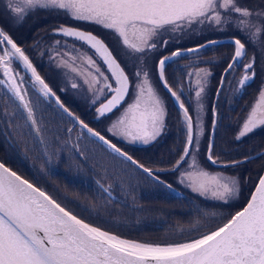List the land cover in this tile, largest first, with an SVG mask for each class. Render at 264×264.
<instances>
[{"label": "snow or ice", "instance_id": "snow-or-ice-1", "mask_svg": "<svg viewBox=\"0 0 264 264\" xmlns=\"http://www.w3.org/2000/svg\"><path fill=\"white\" fill-rule=\"evenodd\" d=\"M0 2L4 4L3 13L0 14H6V18L13 24L23 23L29 15L39 10L55 11L62 12L74 21L100 25L111 30L119 38L118 43L122 45L123 55L133 65V79H130L105 42L91 32L65 25L53 29L54 35L74 38L87 45L93 50V55L81 52L75 45L72 46L71 52L60 53L56 48L51 51L60 57L58 67L66 68L83 78V83L93 93L92 104H99L95 108L97 119L109 114L115 116L107 128L108 133L129 144L153 143L166 127L165 102L158 94L145 65L149 52L156 51L159 47H167L169 41L161 39L165 33L183 32L194 25H207L216 31L231 28L240 33L229 41L233 53L220 78L217 96L223 91L227 77L232 75L237 67L242 69L237 81V91H243L254 81L256 56L253 53L251 59L245 63L247 48L259 46L264 51V0H260L254 7H248L242 0ZM55 43L60 45L61 42L57 40ZM217 43L219 42L209 41L188 51L199 52L200 48ZM49 55L50 59H56L51 53ZM184 55V52L177 49L171 55L160 58L157 65L158 80L176 102L181 111V122L186 129L183 149L178 157L170 162L168 168L153 171L110 139L90 128L64 107L59 97H56V103L82 130L86 129L91 137L97 138L111 153L121 158L122 163H130L136 170H142L169 190H173L172 185L162 180L156 172L176 174L177 182L193 193L227 205L239 198V178L221 171H210L199 160L200 137L203 135L202 94L205 93L213 73L206 67L192 65L185 72V80H177L175 86L170 84L165 76L168 63ZM13 61L21 62L23 70L31 73V78L39 84V91L44 97L55 96L37 73L29 56L3 28H0V71L4 77L0 78V85H4L19 102L18 106L27 113L28 121L39 135L41 129L33 105L28 99L24 79L20 71L12 67ZM99 61L106 66L107 73ZM71 86L74 89L78 87L74 78ZM185 89L189 93L194 91L195 124L193 115L183 99ZM5 114L7 115V112ZM216 116L214 107L213 130L217 126ZM237 123L238 130L234 137L236 141L242 140L257 128L264 127V84L258 89L244 120ZM214 134L213 131V139L209 141L205 153L206 161L212 166L235 167L249 159L264 158V152H259L256 157L249 154L245 161H224L221 154L214 151ZM97 184L111 195V184L105 187L99 180ZM0 264H264V176L259 178L246 207L231 215L222 226L210 229L198 238L161 245L123 239L117 234L85 222L44 190L0 162Z\"/></svg>", "mask_w": 264, "mask_h": 264}, {"label": "rangeland", "instance_id": "rangeland-1", "mask_svg": "<svg viewBox=\"0 0 264 264\" xmlns=\"http://www.w3.org/2000/svg\"><path fill=\"white\" fill-rule=\"evenodd\" d=\"M242 3H246L248 7L251 6L250 0L249 1L248 0H242ZM253 6H254V4H253ZM253 6H251V7H253ZM3 9H4V4L2 2H0V13H3ZM50 13H52L53 22H55V23H59L62 20L67 22L70 19L69 17L64 15L62 12L57 13L55 11H48L46 14L50 15ZM42 14H43V12L41 10H39L35 14L34 18H32L31 15H29L21 24H13L10 20H8L6 18V14H0V20L3 21V23L5 24V30L7 27L11 31H13L14 33L16 32L15 39L20 41V44L24 46L27 43L26 39L29 37L28 36L22 37L20 29L22 28V30L24 31V29H29V28H33L34 26H37L38 23L40 22V19H38V17ZM70 20H72V19H70ZM77 22H79V21H77ZM86 28H88L94 32H98V34L100 35L99 37L105 42V44H107V46L113 52L114 57L116 59H118V61L121 63V66L125 69L126 73L129 75L130 79H133V77H132L133 65L123 55L122 45L118 43L119 38L111 30L104 29L100 25H96L93 23H87ZM231 31H233L231 28H229L226 31H216L212 27L207 26V25H205V26L194 25L191 29H187L183 32H178L175 34L165 33L161 39H167L169 41L167 47H159L158 50L148 53L147 59L145 61V65L147 67V70L150 73V78L152 79L155 87L157 88L158 94L163 98V100L165 102V106L167 107L166 112L170 111L169 107L175 106V109L178 110L177 115L179 116L180 121L182 120L180 109L176 107L173 100H171L170 95L168 97V94L166 93V91L161 86V84L158 80V77H157V68L156 67H157L158 60H159L158 58L161 56V53H163L165 50H167L168 47L171 48L173 46L179 47L182 44H193V43H195V41H197V39L206 40V39H211L214 37H215V39H220L222 36H225V35H228L229 33H231ZM233 32H235V31H233ZM91 33H93V32H91ZM220 40H222V39H220ZM63 43L65 45H64V48L62 50V47H63L62 44ZM73 45H75L76 48L80 49L81 52H86L89 55H93V52L89 48H87V46L82 45L80 43H77L75 41H73L72 43H67V42L62 41L60 43L57 51L60 53H63L65 51L71 52ZM218 46H225V44L218 45ZM228 46H230V50L232 51V49H233L232 46L231 45H228ZM249 47H250V52H249L250 55L247 56L249 59H251L253 52H257V54H259V56H260L256 59V63H257L256 67L257 68L255 71L257 74V81H256L257 86L255 87V90L258 91V89L261 87V85L264 84V51H262L259 46H256V47L249 46ZM247 51H248V48H247ZM73 54H75V53H73ZM158 54H160L159 57H158ZM168 55L169 54H167L166 56H168ZM42 56H44L43 51L41 52L42 60L39 61L40 62L39 63L40 68H42L45 71V73H47L48 75L51 76L50 78L52 81L54 80V87L56 88L58 94H60L61 98L64 101H67L70 105L72 104L74 107L77 108V110L79 108L80 110H78V111L81 113H86L87 111H93V122H95L98 126H100L102 128V130H98L97 126H90V127L95 128V130H98V132L100 131V133L105 135V137H107L108 139L111 138V139L117 140L118 142L124 141V140H121L119 138L113 137L107 131V128L109 127L111 121L115 118V116L113 114H110L109 116H105V117H100L99 119H97V113L95 111V108L98 107L99 104L98 103L96 105L92 104L93 93L90 92L88 90V86L83 83V78L76 76L75 73L70 72L66 68L58 67V62H59L60 57L56 56V55H55L56 59L53 61V65L50 66L49 68H47L44 65L45 59ZM65 59H67V58L65 57ZM175 60L181 61L178 58V59H174V60H172V62L168 63V65L165 68L166 78L168 77V74L171 73L172 70H174V68L172 66L174 64L178 63ZM18 62L19 61H16L17 65H18L17 70L20 71V75L24 78V74L23 73L21 74V72L24 71L22 68V64H21V62L20 63H18ZM99 62L101 64L102 69L107 73V69L105 70L101 61H99ZM0 74L3 77V73L1 72ZM241 74H242V72H241ZM73 78L75 79V82L78 84V87L75 89L72 88V86H71L72 82H73ZM17 79H19V77ZM177 80H179V79H177ZM177 80H175L174 77L169 78V83L172 84L173 86H175V83ZM31 84H34V83L32 82ZM35 87L38 90L39 87L36 84H35ZM207 88L208 87H206L205 93L202 94V103L204 105V110H206V111H205V113H203V112L201 113V118L203 121V135H202V137H200V152H199L200 154H201V150L203 149V147L205 146V148H206L208 145V142L206 141L207 137H206V131H205V125H206V123H208V121L205 119V116L207 114H212L214 107H215V110L218 111L219 108L217 107V105H218V102L220 100H223V99L226 100L228 97H230V101H232L233 100V91L235 89L234 87H231V86H226V88L224 86L223 91L219 94V96H217V91H216V99L214 100V98L212 96H210L211 93L209 90H207ZM9 96H10V98H12V105H13V102L16 100L12 96L11 93ZM45 98H46V103L48 102L49 104H51V102L49 101V98L48 97H45ZM184 100H185L186 106L189 107L190 114L193 115L194 124H195V113H194V109H196L195 97L192 98L191 104L186 99H184ZM8 104H9L8 97H5L3 94L0 93V117L1 116H3L4 118L8 117L9 107H10V105L8 107ZM18 105H19V102L16 101L17 110L19 111V113H21L22 107H19ZM63 105L66 108H68V110L74 114V112L67 105H65V104H63ZM33 106H34V104H33ZM190 106H192V109H190ZM34 107H36V106H34ZM57 108L59 110V113L53 112L52 110L47 111L45 114H43V112H40V115L45 117L44 119H41V121H37L38 125L43 123V125H41L40 127H42V129H44V131L46 130L44 133V136L42 138L39 137L41 140H43L44 146H47L46 149L51 150V152L56 154V155L57 154L61 155L67 149H71V150L76 149L77 153L79 154V157H77L76 161L79 163V162H83L87 159L89 161L92 160L91 161V167L94 168V171L96 174L95 176L99 177V178L102 177L101 180H99V179L98 180L101 183H103L105 185V187H107L109 184H111L112 187H114V188H125L126 187V188L130 189L129 193H131L133 195L130 198L131 199L130 205L134 209L135 208L136 209H146L148 207L149 208H155L153 216H151L149 219H146L145 220L146 222H144L143 220H140L139 218H136V222H135V225H137L136 227L143 228L146 230L147 229H153V230H152V232H148V231L147 232H139V230H136V231H133V235L140 234L146 238H152L153 236L158 237V238L153 239V240H147L146 241L147 243L165 245V244H169V243H179V242H185L189 239H194L196 237L192 236V235L194 234L195 231L197 232V227L200 226L201 223H204V227L202 230L209 229V226H210L209 223L210 222L207 220V217H205V213H208V212L204 213V209H203V207H207V206L204 205L203 203H206V204L212 203L213 205H216L215 211L211 213V216L216 218L217 221L222 222L220 225V226H222L223 223L227 222V220L230 218L231 215H234L236 212L243 209L245 204L250 199V196H251L255 186L258 184V180L263 173L262 170L264 167V158H259L258 160H253L251 163H248V162L239 163L235 167H228V168H215L209 162L206 161V163H208V165H209V166H206V168L208 170H210V171H221V172H224L225 174H227L229 176H235V177L239 178L240 189H241L239 198L230 201L227 205H223L220 202L201 197L198 194L193 193L189 188L178 183V185L182 188V190H184L185 196H187L188 198L189 197L192 198L193 200H190V201H194V203L187 206L185 202H179L181 206L178 205L176 207H171V206L167 205L165 207L166 208H172V210L168 209L161 215L162 204L160 202L157 201L156 203H151V205L147 204V203L144 204L142 202V199H143L142 194L145 193V192L143 193V189L145 188V191H146V187H145V184L143 182V179L140 180V179L135 178L134 179L135 182H132V184H131L129 181L122 179L120 175L118 176L120 178H116L115 175L117 174V171L115 170L116 167H114V166L115 165L120 166V167H122V166L118 165L117 163L112 161L111 156L108 153H106V151L112 155H114V154L111 153V151L106 146H104L101 142H98L96 139L91 137L90 134L86 133L82 129H79L77 131L73 130L72 129L73 126H71V125L73 124L74 126H78V124L76 125L75 122L67 114H65L58 106H57ZM6 112H7V115L5 114ZM60 113L62 115V126L64 129H62L61 126H59V122L61 120V115L57 116L56 119H54V117H53L56 114H60ZM23 115L25 117H27L24 110H23ZM41 116H40V118H41ZM203 118H204V120H203ZM47 119H49L51 122H48ZM14 121H15V119L9 118L8 121H6L7 124H0V156H4L5 159H8L9 161H10V159L12 160L13 156H14V151L10 150L11 148H8L6 146V144H9L11 146V143L12 144L15 143V139L22 138L23 140H19V141L21 142V144L23 146H26L24 148V150L20 149L21 144L19 143V141L16 142L14 147H17L18 150H20V153L22 154L23 157L27 158L25 156V154H27L33 162L37 161L36 159L41 157V156H40V154L38 155L39 149L35 148V146H34V142H33L34 138L33 137L31 138L32 132L28 130L29 124L27 122H24V121H20V123L14 122ZM67 121H69V124H67ZM231 122H232V120H230L228 125L231 124ZM165 124H167L166 120H165ZM208 126H209V124H208ZM69 129H71L70 133L66 134L65 131H67V130L69 131ZM184 129H185V126H184ZM258 129L259 128L256 129L257 132H259L261 134L264 133L263 130L261 131ZM167 131L168 130L165 127L163 132H167ZM213 131H217V130H213V127L209 126L210 138H212ZM221 133H222V137H223L224 131H222ZM194 134H195V127H194ZM230 136L233 137V135H230ZM39 138H38V140H39ZM215 140H216V138H214V143H215ZM24 141H26V144L23 143ZM184 141H185V138H183V140H182L183 146H184ZM258 141L263 143V147L260 149L261 151L255 150L251 154L252 156H254V154L258 155L259 152H264L263 136H262V138L258 139ZM124 143L126 144L127 142L124 141ZM139 144H141V143H139ZM183 146H181L182 149H183ZM248 147H249V145H248ZM245 148H247V147L245 146ZM105 149H106V151H105ZM96 152H98V153L101 152V153L99 155H97V154H95ZM230 155H228V156H230V158H226V160L225 159H222V160L228 161V162H230L232 160L245 161L246 158L243 156L244 155L248 156L249 152H243L241 154L240 153H232ZM36 156H37V158H36ZM26 160L28 161V163H30V160H28V159H26ZM117 160H119V159H117ZM199 160L202 163L203 158L201 155H199ZM205 160H206V158H205ZM124 163L128 164L129 165L128 168H130V165H131L130 163H128V162H124ZM39 165H40L39 167L41 168L40 160H39ZM108 168H110V169L112 168V171H113L112 175L107 176L106 174L103 173L106 170H108ZM212 168L213 169L214 168L219 169V170H213ZM135 170L136 169L133 166V171H135ZM98 173H100V174H98ZM130 173L131 172H129L128 170H125V171H123L122 175L127 177V178H130ZM137 173L140 175L143 174L145 176H148L146 173H143L141 170H137ZM35 174L38 175V176H36L35 180L39 179V181L43 185V188L41 187V189L44 190L46 193L50 194V196H52L62 206H64V202L61 200V195H59V197L55 196L53 194V192H51V189L48 190V184L52 181H50V179L48 177L45 178L42 173L36 172ZM146 180H147V178H146ZM153 181H155V180H153ZM96 186H97V189L100 190V194L103 193L106 197V198H104L103 195L97 197V198H100V200L99 199L98 200L100 201V205L102 207H104L103 208L104 211L109 209V207L106 203L107 201H109L108 199L111 200V199H113V197L116 198V195H117L116 191L118 192L119 197H121V194L118 190H115V189L111 190L110 189V191L113 194L109 195V193L104 192L97 183H96ZM176 194L178 195L179 191H177ZM96 195H98V194H96ZM138 198H141V202L139 201ZM83 203L88 207V201L83 202ZM83 203L77 204L75 201H72V200L69 201V205H72L74 208L85 207V205ZM102 204H105V206H103ZM153 204H157V205H153ZM126 205H127V202H126ZM114 208H111V210L113 211ZM66 209H68V208H66ZM150 211H151V209H150ZM171 211L173 213H176V211L180 212L181 215H180L178 220L175 219L173 221H166L167 220L166 218H168ZM143 214H144V211H140L137 214V216L141 217ZM114 217H117V215H115V213H114ZM114 219H116V218H114ZM159 223L164 224L163 227H165V228L163 230H159V228L155 229L158 227ZM120 225H122L121 222H120ZM193 225H196V226L193 227ZM205 226H207V227H205ZM125 233H123V234H125ZM121 238H123V237H121ZM123 239H125V238H123ZM132 241H134V240H132ZM146 242H142V243H146Z\"/></svg>", "mask_w": 264, "mask_h": 264}, {"label": "trees", "instance_id": "trees-1", "mask_svg": "<svg viewBox=\"0 0 264 264\" xmlns=\"http://www.w3.org/2000/svg\"><path fill=\"white\" fill-rule=\"evenodd\" d=\"M255 4L254 6H256ZM208 40L209 39H206V40L201 39V41L199 40L198 42L193 43V44L182 45L179 47L173 46L171 48L168 47L167 50H165L162 53V56L171 54V52L176 51L177 49L191 47L193 45H196V46L203 45V43ZM201 52L203 53L196 54V55L200 56L201 58H209L210 56H215V55L217 56V64H216L217 67H216L215 76L223 75L222 73L224 72L225 67H226L225 64L228 61V58L231 56L230 46L228 45L214 46V47L210 46V47L204 48L198 53H201ZM193 53H197V52H193ZM172 73L175 74V71L172 70ZM167 78L169 81V78H171V73L168 74ZM217 82H218V79L213 81V84H212L213 86H212V89L210 90V93H211L210 96H212L214 100L216 99V83ZM222 103L223 102L219 104H222ZM10 109L11 107H9V112H10ZM190 109H192V106H190ZM169 110L170 111L167 112V116H166V121H167L166 128L168 131L163 132L162 135L155 142L150 143L148 145L139 144V142H137L136 144L118 145L121 149L126 151L129 155H132L134 159H137L141 163L145 164V166L152 168L153 171H156L157 169H160V168H168L170 166V162L174 161L178 157L179 152L182 151V147H181L183 146L182 140L177 141L173 139L178 136L179 134L178 131L181 128L182 122L180 121V118L177 115L178 110L175 109V106L169 107ZM216 113H217L216 118L220 119L221 128L224 129L229 121L232 111L229 109H225L221 111H216ZM9 118H11L10 115H8L7 121ZM212 118H214L213 113L207 114V119L209 120V122L212 120ZM20 121L27 122L29 124L28 128L29 129L32 128L31 123L30 121H28L27 117H25L24 115L22 117V115L19 114V111L17 110V113L15 114L14 122L20 123ZM41 124H39L38 126L40 127ZM209 126H210V123H209ZM40 129H41L40 134L37 135L36 133L33 137L34 146L35 148L39 149L38 155L40 154L41 156L39 158H37L36 156L37 161L33 162L27 154H25L27 158L23 157L22 154L20 153V150H18L17 147H14L13 149L14 156L12 160L10 159L9 161L8 159H5L4 156H0V161L4 162L11 170L17 172L24 178H27L29 181L36 184V186L38 185L39 187L43 188V185L39 181V179L35 180L36 176H38L37 174H35L36 172L42 173L45 178L48 177L50 181L53 182V183L50 182L48 184V190L51 189V192H53L55 196L59 197V195H61V200L64 202V206L66 208H68L71 212H73L75 215H77L79 218H82L86 222L94 224L95 226L101 227L102 230H106L114 234H117L125 239L127 238L129 240H134L138 242H146L147 240H153V239L158 238L155 236H153L152 238H146L140 234L133 235V231H136V230H139V232H147V231L152 232L153 229L146 230L143 228L136 227L137 225H135V222H136V218H139L140 220H143L144 222H146L145 221L146 219H149L151 216H153L155 208L148 207L146 209H136V208L134 209L130 205V200H131L130 198L133 196L131 193H129L130 189L126 187H125L126 189L112 187L111 190L112 189L118 190L121 194V197H119L118 192L116 191L117 193L116 198L113 197V199L111 200L108 199L109 201H107L106 203L109 209L104 211L103 209L104 207L100 205V201H99L100 198H97V197L102 196V195L104 198L106 197L103 193L100 194V190H98L96 186L98 179L101 180L102 177L99 178L95 176L96 174H95L94 168L91 167L92 160L89 161L87 159L83 162L78 163L76 159L77 157H79V154L77 153L76 149L75 150L67 149L61 155H58V154L56 155L52 153L51 150L46 149L47 146H44V143H41L40 138L44 136V130H42V127H40ZM229 138L222 137V133H220L215 140L216 148H214V151H216V149H220L221 151L223 147L228 148L227 145H229L228 143ZM19 140H23V139L17 138L15 139V143L18 142ZM206 141L208 142V139ZM19 143L21 144L20 141ZM23 143L26 144V141H24ZM6 146L8 148H11L9 144H6ZM25 147L26 146H23L21 144L20 149L24 150ZM206 149L207 147L205 148L204 146L203 149L201 150V154L199 153V155H201L203 158L202 163L205 166H209L205 160ZM248 152L249 154H251L250 151ZM100 153L96 152L95 154L99 155ZM106 153H108L111 156L112 161L122 166L120 167L117 165L115 166L113 165L114 167H116L115 170L117 171V174L115 175L116 178H120L118 177L120 175L122 179L129 181L131 184L132 182H135L134 181L135 178L140 179V180L143 179V182L146 187V191L144 188L143 193L144 192L145 193L142 194V198H143L142 202L144 204L147 203L150 205L151 203H156L157 201L160 202L162 204L161 215L168 209L172 210V208H166L165 206L167 205L171 207H176L178 205L181 206L179 202H185L187 206L194 203V201H190V200H193L192 198L190 197L188 198L187 196H185L184 190H182V188L178 185L176 174H173L170 172H164V171L156 173L162 180L172 185L173 190H169L166 186L160 184L158 181L156 180L153 181L151 178L143 174L142 175L138 174L137 170L133 171V166L130 165V168H128L129 165L124 162L122 163L119 157H116L107 151ZM220 154H223V153H220ZM26 159L30 160V163H28ZM39 160L41 162V168L39 167L40 166ZM125 170H128L129 172H131L130 178H127L122 175L123 171ZM213 170H219V169L214 168ZM112 172H113L112 168L111 169L108 168V170H106L103 173L108 176V175H112L113 174ZM146 178L148 181L146 180ZM176 190L179 191L178 195L176 194L177 192ZM111 194L113 193L111 192ZM138 199L141 202V198H138ZM70 200L75 201L77 204H81L83 202L88 201V207L83 203L85 207L74 208L72 205H69ZM126 202H127V205H126ZM203 204L207 206V207H203V209H204V213L208 212V213H205V217H207V220L210 222L209 223L210 226H209V229L202 230L204 227V223H201L200 226L197 227V232L195 231L194 234L192 235V236H195L196 238H198L202 233L209 231L210 229L214 230L217 226H220L222 223V222L217 221L216 218L211 216V213L215 211L216 205H213L212 203L211 204L203 203ZM102 205L105 206V204H102ZM153 205H157V204H153ZM111 208H114L113 211L111 210ZM140 211H144V214L141 217L137 216V214ZM114 213L115 215H117V217H114ZM180 215L181 214L178 211H176V213H173L171 211L168 218H166L167 219L166 221H173L175 219L178 220ZM120 222L122 223V225H120ZM163 226L164 224L159 223L158 227L155 229L159 228V230H163L165 228Z\"/></svg>", "mask_w": 264, "mask_h": 264}, {"label": "flooded vegetation", "instance_id": "flooded-vegetation-1", "mask_svg": "<svg viewBox=\"0 0 264 264\" xmlns=\"http://www.w3.org/2000/svg\"><path fill=\"white\" fill-rule=\"evenodd\" d=\"M250 1H251V6H253V4H255V3H256L255 5L260 3V0H250ZM251 6H249V7H251ZM41 11L43 12V14L38 17V19H40V22L38 23L37 26H34L33 28H29V29H24V31L22 30V28L20 29L22 37H25V36L29 37L26 39L27 43L24 46L20 44V41L15 39L16 32L14 33L13 31H11L7 27H6V30L8 32L5 30V24L1 20H0V28H3L11 36V38L14 39V42H16L17 45L22 48V50L25 52V54L29 56V59L31 60L33 66L36 68L37 73L45 80V82L49 85V87L52 89V91L55 93V95L57 97H59L60 101L63 104L67 105L74 112V114L76 116H78L81 120H83L87 125L97 126L98 130H102V128L100 126H98L95 122H93V111H87L86 113H81L78 111V110H80L79 108L77 110L76 107H74L72 104L70 105L67 101H64L61 98L60 94H58L56 88L54 87V80L53 81L51 80V78H50L51 76L48 75L47 73H45V71L42 68H40V64H39L40 63L39 61L42 60L41 52L43 51L44 56H42V57L45 59L44 65L47 68H49L50 66L53 65V61L55 59H50L49 53H51L52 56L56 55V53L52 52L51 50L53 48H56V49L59 48V45H56V43H55V41H57V40H59L60 42L64 41L67 43H72L73 41H75L77 43L85 45V44L81 43L80 41H76L75 39L66 38V37H63L61 35H54L53 29L59 28L61 25L74 27V28H77V29L83 30V31L93 32L92 34L96 35L97 37H99L100 35L98 34V32H94V31L86 28V24L89 22H83V21L77 22V21L69 19L67 22L62 20L59 23H55V22H53L52 13H50V15H48V14H46L48 11L44 10L46 13L43 10H41ZM36 13L37 12L32 14L31 17L34 18ZM239 35L240 34L238 32L231 31V33H229L228 35L222 36L220 39H225V38H231L232 39L234 36H239ZM214 39H215V37L209 39L208 41H212ZM199 40L201 41V39H197V41H195V43L198 42ZM64 45L65 44L63 43L62 44V46H63L62 50L64 48ZM182 45H188V44H182ZM182 45H180V46H182ZM225 45H230V44L225 43ZM85 46H87V45H85ZM195 46L196 45H193L191 47H186V48H182V49H189V48H193ZM214 46H216V45H214ZM214 46H212V47H214ZM87 48H89V47L87 46ZM182 49H179V50H182ZM91 51L93 52V50H91ZM249 52H250V47H248L247 56L250 55ZM202 53L203 52H201V53L197 52V53L185 54L184 56H181L179 58L181 61L178 60L177 61L178 63L174 64L172 66L174 68L175 74H173L171 72V78L174 77L175 80L179 79L181 81H184L185 80V72L187 70H189L190 66L195 65L197 67H206L213 73V75L209 78L207 90L210 91L212 86H213L212 85L213 81L218 79V82L216 83V91H217L218 86L220 84V78L222 76V75L215 76L216 75V67H217V65H216L217 64V56L215 55V56H210L209 58H201L200 56L196 55V54H202ZM232 53H233V49L231 51V55H232ZM253 53H255L256 59L258 57H260L259 54H257V52H253ZM159 55L160 54H158V57H159ZM169 55H171V54H169ZM161 57H162V53H161ZM161 57H159L158 59H160ZM229 58L225 64L226 67H227V64L229 63ZM248 59H249L248 57L245 59V63H247ZM209 61H216V63H208ZM18 63H20V62H18ZM101 63H102V61H101ZM256 64H255V71L257 68ZM12 66L14 69L17 70L18 65H17L16 61H13ZM226 67H225V69H226ZM241 72H242V69L237 67L234 70L233 74L229 75L227 77V80L225 82V88H226V86H231V87L235 88L233 91V100L230 101V97H228L226 100H224V99L220 100L218 102V105H217V107L219 108L218 111L225 110V109H229L232 111L231 116H230L229 121H228V123H229L230 120H232L231 124L228 125V123H227L226 127L224 129H222L220 119L216 118L217 119V126H216L215 130H217V131H214V133H215L214 138H217V136L222 131H224L223 137H227V138L230 137L229 141H228L229 145H227L228 148L223 147L221 149V151H220V149H216L217 152L223 153V154H221V159H225V160H226V158H230V156H231L230 154H232V153H240L241 154L243 152L250 151L252 154L255 150L261 151L260 149L263 147V143L259 142L258 139L262 138V136L264 139V133L261 134V133L257 132V130L253 131L251 134L247 135L245 138H243L240 141H236L234 138L235 134L238 130V123L237 122L238 121L242 122L244 120V118L248 112L249 107L253 104V101L257 95V91L255 90V87L257 86L256 85L257 74L255 76L254 81H251L249 83V85L243 91H237V88H238L237 81L241 76ZM0 73H1V71H0ZM22 73L24 74V78H23L24 79V87L28 92V99L32 103V105L34 104V106H36V107L33 106V109H34V114H35L37 121H41V119L45 118V117L40 115V112H43V114H45L47 111L52 110L53 112L59 113L57 106L54 105L51 98L48 97L51 104H49L48 102L46 103V98L44 97V95H42L39 92V90L36 89V87H33V84H31L33 82V80L30 78L29 74H27L26 71L25 72L22 71L21 74ZM0 78H3L1 74H0ZM0 93L3 94L5 97H8V99H9L8 106L10 105V107H11L9 115L11 116V118L15 119V114L17 113L16 101L13 102V105H12V98H10V96H9L10 93L8 92L7 88L4 85H0ZM193 97H194V91L189 93L187 91V89H185V95H184L183 99H186L191 104ZM224 101H225V103H224ZM221 102H223V103L219 104ZM205 111L206 110H203V113H205ZM19 114H21L23 117L22 112ZM60 115H61V113L56 114L53 117H54V119H56V117L60 116ZM40 116H41V118H40ZM6 119L7 118H4L3 116H1L0 117V124H7ZM205 119L208 121V123H206V125H205V131H206V137H207L206 139H208V143H209V141L213 139V135H212V138H210L208 124L210 123V126H212V121L214 118H212V120L209 122V120L207 119V115H206ZM47 120H48V122H51L49 119H47ZM203 120H204V118H203ZM67 124H69V121H67ZM41 125H43V123ZM59 126H61V128L64 129L62 126V115H61V120L59 122ZM71 126H73L72 129L76 130V131L81 129L80 126H74L73 124ZM42 130H44V129H42ZM258 130L264 131V127H261ZM29 131L32 132V135L36 134L35 130H33L32 128H30ZM45 131H44V133H45ZM178 132H179L178 136L173 138V139H175L177 141H181V140H183V138H185V135H186L185 134L186 129H184L183 124L181 125V128ZM69 133H70V131L67 130L66 134H69ZM230 135H233V137H231ZM31 138H32V136H31ZM110 140L117 145L125 144L124 141L118 142L117 140H114L111 138H110ZM15 144L16 143H13V144L11 143V150L14 149ZM248 145H249V147H248ZM245 146L247 148H245ZM215 148H216V144H215ZM228 155H230V156H228ZM256 156H258V155L254 154L253 157H256ZM243 157L246 158L248 156L244 155ZM258 159L259 158L249 159V160H247V162L251 163L253 160H258ZM215 168H219V167H215ZM157 172H162V171H157Z\"/></svg>", "mask_w": 264, "mask_h": 264}, {"label": "water", "instance_id": "water-1", "mask_svg": "<svg viewBox=\"0 0 264 264\" xmlns=\"http://www.w3.org/2000/svg\"><path fill=\"white\" fill-rule=\"evenodd\" d=\"M72 39H74V38H72ZM231 40V38H225V39H222V40H214V41H218L219 43H217V44H215V45H222V44H225V43H229V41ZM208 43V42H207ZM207 43H205V44H207ZM205 44H203V45H205ZM230 44V43H229ZM214 46V45H213ZM10 47V46H9ZM200 46H198V47H193L192 49H194V48H199ZM204 48H200V50H203ZM189 49H187V50H182V52H184V53H193V52H189L188 51ZM119 62V61H118ZM170 62H172V61H170ZM169 62V63H170ZM105 66V65H104ZM105 68H106V66H105ZM27 74H29V76H30V78H31V73L30 72H27ZM32 79V78H31ZM33 80V79H32ZM33 82L38 86V87H40L39 86V84L38 83H36L34 80H33ZM162 86V85H161ZM164 89V88H163ZM165 90V89H164ZM166 91V90H165ZM166 93L168 94V95H170L167 91H166ZM50 98L56 103V95L55 96H50ZM170 98H171V100H173V98L170 96ZM173 102L175 103V105H176V107H177V104H176V102L173 100ZM56 105H57V103H56ZM58 107H59V105H57ZM60 108V107H59ZM178 108V107H177ZM61 109V108H60ZM62 111H63V109H61ZM64 112V111H63ZM65 113V112H64ZM65 114H67V113H65ZM75 122V121H74ZM75 124L77 125L78 123L77 122H75ZM79 125V124H78ZM86 132H87V130L86 129H84ZM88 133V132H87ZM95 138V137H94ZM98 142H100L97 138H95ZM102 143V142H101ZM105 146V145H104ZM1 162V161H0ZM8 167V166H7ZM142 171V170H141ZM143 172V171H142ZM17 173V172H16ZM144 173V172H143ZM18 174V173H17ZM19 175V174H18ZM21 176V175H20ZM261 176H264V167H263V173H262V175ZM22 177V176H21ZM23 178V177H22ZM24 179H26V178H24ZM27 180V179H26ZM30 182V181H29ZM30 183H32V182H30ZM33 184V183H32ZM257 186V185H256ZM255 186V187H256ZM38 187V186H37ZM254 190H255V188H254ZM254 190H253V192H254ZM252 192V193H253ZM249 201V200H248ZM246 205H247V203L245 204V206L244 207H246ZM243 207V208H244ZM243 210V209H242ZM242 210H240V211H242ZM95 226V225H94Z\"/></svg>", "mask_w": 264, "mask_h": 264}]
</instances>
